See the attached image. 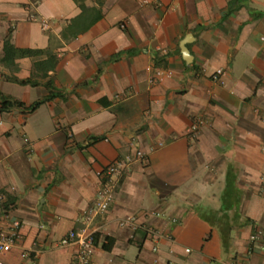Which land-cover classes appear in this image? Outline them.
Here are the masks:
<instances>
[{
    "label": "crops",
    "instance_id": "crops-1",
    "mask_svg": "<svg viewBox=\"0 0 264 264\" xmlns=\"http://www.w3.org/2000/svg\"><path fill=\"white\" fill-rule=\"evenodd\" d=\"M100 11L64 41L79 0H0V94L20 103L0 111V227L22 223L4 264H71L79 245L56 244L72 230L95 234L89 264H264V0H105ZM9 35L42 52L2 62ZM119 161L128 172L88 228L98 173ZM130 217L140 229L120 226Z\"/></svg>",
    "mask_w": 264,
    "mask_h": 264
},
{
    "label": "built area",
    "instance_id": "built-area-1",
    "mask_svg": "<svg viewBox=\"0 0 264 264\" xmlns=\"http://www.w3.org/2000/svg\"><path fill=\"white\" fill-rule=\"evenodd\" d=\"M31 19L34 21L37 20L35 15H32ZM40 24L44 30H49L50 23L48 21L41 20ZM163 75V72L156 70L150 75V83L153 84L157 81H161ZM168 75H171V73H168ZM223 75L224 71L218 70L213 75L212 79L213 81L218 82ZM206 124L207 122L203 119L196 120L189 129V135H191V137H195L200 129ZM136 156L144 163L149 162V156L142 151H137ZM126 163L121 161L114 162L112 164H109L98 173V177L100 179V188L97 191L94 200L92 201L89 212H87L82 219V223L87 225L88 228L96 217L103 216L109 211L111 204L114 201V196L118 185V178L128 172V164ZM4 202L5 195L0 193V208L3 206ZM120 226H129L133 230L140 229L135 217H130L126 220L121 221ZM21 227L22 223L19 220H14L8 230L0 227V264H4V261L1 257L11 252L16 246H18V243L22 239V234L20 232ZM144 230L151 236L161 237L156 231L152 229L144 228ZM261 234V232H258L256 235H254L252 237V241L257 240L261 236ZM72 244H78L79 249L71 264H89L95 249V234L93 232H87L86 230H84L83 232L72 230L61 240H59L56 246L57 248H65ZM187 252H190V250H187ZM23 255L25 258H30L31 252L25 251ZM229 264L240 263L237 261H232Z\"/></svg>",
    "mask_w": 264,
    "mask_h": 264
},
{
    "label": "trees",
    "instance_id": "trees-1",
    "mask_svg": "<svg viewBox=\"0 0 264 264\" xmlns=\"http://www.w3.org/2000/svg\"><path fill=\"white\" fill-rule=\"evenodd\" d=\"M104 1L105 0H95L96 5L88 6L86 4V0H79L81 14L70 20V22L62 32L61 38L64 41L77 38L79 35L87 32L98 21L102 20L103 16L101 14L100 8L103 6ZM41 52L42 51L40 50L15 48L14 45L11 43L10 35H9L4 43V57L1 61L5 63H11L18 57L21 58L34 57ZM49 62H52V60H50ZM33 67L35 69H40L43 67V63H35ZM11 80L21 85L37 84V82L33 80V77L27 80H19L17 78H12ZM0 99H1L0 111L10 110L13 106H20V103L11 102L7 97H4L1 94H0ZM42 103L43 101L34 104L32 110L38 108ZM110 249H111L110 247L104 246L105 251H110Z\"/></svg>",
    "mask_w": 264,
    "mask_h": 264
},
{
    "label": "water",
    "instance_id": "water-1",
    "mask_svg": "<svg viewBox=\"0 0 264 264\" xmlns=\"http://www.w3.org/2000/svg\"><path fill=\"white\" fill-rule=\"evenodd\" d=\"M189 39H190V36L186 37L181 43V50H182L183 58L187 63L190 62V58H189L190 55L187 49V44L190 41Z\"/></svg>",
    "mask_w": 264,
    "mask_h": 264
},
{
    "label": "rangeland",
    "instance_id": "rangeland-1",
    "mask_svg": "<svg viewBox=\"0 0 264 264\" xmlns=\"http://www.w3.org/2000/svg\"><path fill=\"white\" fill-rule=\"evenodd\" d=\"M94 0H86V3L90 4Z\"/></svg>",
    "mask_w": 264,
    "mask_h": 264
}]
</instances>
